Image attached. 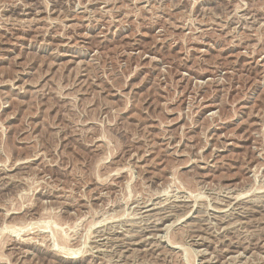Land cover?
I'll list each match as a JSON object with an SVG mask.
<instances>
[{"label":"rangeland","instance_id":"rangeland-1","mask_svg":"<svg viewBox=\"0 0 264 264\" xmlns=\"http://www.w3.org/2000/svg\"><path fill=\"white\" fill-rule=\"evenodd\" d=\"M0 264H264V0H0Z\"/></svg>","mask_w":264,"mask_h":264},{"label":"bare ground","instance_id":"bare-ground-1","mask_svg":"<svg viewBox=\"0 0 264 264\" xmlns=\"http://www.w3.org/2000/svg\"><path fill=\"white\" fill-rule=\"evenodd\" d=\"M202 252V251H201Z\"/></svg>","mask_w":264,"mask_h":264}]
</instances>
